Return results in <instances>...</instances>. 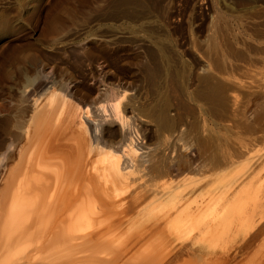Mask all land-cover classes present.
I'll return each instance as SVG.
<instances>
[{
  "label": "rangeland",
  "instance_id": "rangeland-1",
  "mask_svg": "<svg viewBox=\"0 0 264 264\" xmlns=\"http://www.w3.org/2000/svg\"><path fill=\"white\" fill-rule=\"evenodd\" d=\"M72 262L264 264V0H0V264Z\"/></svg>",
  "mask_w": 264,
  "mask_h": 264
},
{
  "label": "bare ground",
  "instance_id": "bare-ground-1",
  "mask_svg": "<svg viewBox=\"0 0 264 264\" xmlns=\"http://www.w3.org/2000/svg\"><path fill=\"white\" fill-rule=\"evenodd\" d=\"M58 106H60V104L58 105ZM64 109H65V106H63V108H62V111L64 112ZM88 109V108H87ZM86 109V110H87ZM58 110H59V107H55L54 106V109L52 108V111H51V113H53L55 116H56V114L55 113H57L58 112ZM61 111V112H62ZM61 114V113H60ZM50 115H52V114H50ZM58 115V114H57ZM59 116H61V115H59ZM55 118V117H54ZM56 119V118H55ZM57 119H59V117L57 118ZM54 121V120H53ZM117 162V161H116ZM111 163V162H110ZM126 163V162H125ZM124 166V165H123ZM122 166V167H123ZM124 168V167H123ZM121 168L119 167V165L117 164V163H111V164H109V167H107L106 168V170H108V172H110L111 173V171L113 172V173H116V175H120L119 177L121 178L122 176H123V173H121V170H120ZM9 170V169H8ZM58 170H59V168H58ZM58 170L56 169V170H54L53 168H50V167H46V169H44V170H38V172L36 173V175H35V177H36V181H35V186L36 187H38L41 191H42V195L39 197V198H37V197H35L34 198V201H33V203H32V207L34 208L35 207V205H39L40 204V206H43V205H41V204H43V202H44V200H45V202H46V200H49V199H54V197H56L57 195L59 196V193L61 192V191H66L65 190V188L67 187L66 186V183H67V181L69 180V175L68 174H65L64 172H58ZM123 170V169H122ZM59 171H63V170H59ZM18 171L16 170V168H14L13 169V171L12 170H9L8 172H7V174H6V172H5V175H6V177H5V179H4V185H5V193L6 194H8V195H12V197H15V198H17V199H20V198H26L28 195H29V191L30 190H28L29 188L27 187V186H24V184H22V182H21V180H20V178H19V174L17 173ZM124 175H125V173H124ZM124 177V176H123ZM122 177V178H123ZM247 185V184H246ZM232 186V183H230V186H227L228 187V190H229V188H233V186ZM226 187V188H227ZM60 190V191H59ZM225 190H227V189H225ZM231 190V189H230ZM242 191V190H241ZM246 191V190H245ZM230 192V191H229ZM226 193H227V191H226ZM57 194V195H56ZM65 193H62L61 195H64ZM55 200V199H54ZM232 200V199H231ZM234 201V200H233ZM48 202H51V200H49ZM47 202V203H48ZM230 202H232V201H230ZM47 203H44V206H46L47 205ZM209 203V202H208ZM234 203H235V201H234ZM46 204V205H45ZM48 204H50V203H48ZM82 204H83V202H82ZM90 204L91 205H81L79 208H78V213L80 214V213H84V215H92L94 218L100 213V212H98V205L97 204H95V202L94 201H91L90 202ZM212 204V203H211ZM219 204V203H218ZM232 204V203H231ZM57 205V204H56ZM207 205H209V204H207ZM225 205H228V202L225 204ZM176 206H177V204H176ZM175 206V207H176ZM209 206H211V205H209ZM214 206H216V205H214ZM228 206H230V205H228ZM180 207H182L180 210H174V212L173 213H171L172 215H174L175 217L176 216H180L181 215V217H182V214L185 212V214L186 213H189V212H187V210L188 211H192V210H194V209H192V208H190L189 207V205H184V207L182 206V205H180ZM203 207V206H202ZM223 207V206H222ZM231 207V206H230ZM205 208V207H204ZM203 208V209H204ZM214 208V207H213ZM217 208V207H216ZM219 208V207H218ZM221 208V207H220ZM225 208V207H224ZM226 208H228V207H226ZM225 208V209H226ZM103 209V208H102ZM101 209V210H102ZM165 209V208H164ZM174 209V208H173ZM208 209V208H207ZM206 209V210H207ZM222 209V208H221ZM65 210V209H64ZM172 210V209H171ZM198 211V210H197ZM232 211V210H231ZM26 212H27V208H20V205L19 206H14L13 207V214L15 213V215H19V214H22V215H24V214H26ZM199 212V211H198ZM208 212V211H207ZM210 212H212V211H210ZM220 212V211H219ZM216 213V212H215ZM191 214H193V213H191ZM217 214V213H216ZM229 214V213H228ZM61 215V214H60ZM188 215V214H187ZM222 215V214H221ZM248 215V214H247ZM166 216V215H165ZM169 216V215H168ZM226 216V215H225ZM248 217V216H247ZM159 218V217H158ZM177 218V217H176ZM183 218V217H182ZM212 218V217H211ZM164 219V218H163ZM168 219V218H167ZM172 219V218H171ZM170 219V220H171ZM224 220V219H223ZM162 221V220H161ZM216 221V223H218V224H216V225H219V224H221V223H219L220 222V218H219V221L216 219L215 220ZM171 222V221H170ZM207 222H209V221H207ZM225 222V221H224ZM210 223V222H209ZM179 224V223H178ZM182 224V223H181ZM204 224V223H203ZM206 224V223H205ZM213 225V224H212ZM215 225V224H214ZM186 226V225H185ZM206 226V225H205ZM218 227V226H217ZM179 230H180V228H179ZM202 246H204V245H202ZM201 246V247H202ZM205 248V250L207 249L205 246L204 247H202V248H200L201 249V252H202V249H204ZM208 250V249H207ZM210 250V249H209ZM71 260H73V259H71ZM79 261V260H78ZM80 261H81V259H80ZM74 262V261H73ZM73 262L71 263V264H73ZM76 262V261H75ZM74 262V263H75Z\"/></svg>",
  "mask_w": 264,
  "mask_h": 264
}]
</instances>
